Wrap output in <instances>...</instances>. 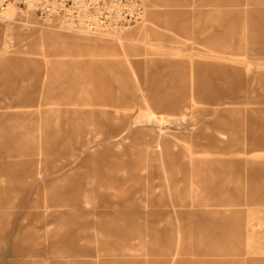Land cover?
I'll return each mask as SVG.
<instances>
[{"label":"rangeland","instance_id":"rangeland-1","mask_svg":"<svg viewBox=\"0 0 264 264\" xmlns=\"http://www.w3.org/2000/svg\"><path fill=\"white\" fill-rule=\"evenodd\" d=\"M140 1L0 19V264H264V0Z\"/></svg>","mask_w":264,"mask_h":264},{"label":"built area","instance_id":"built-area-1","mask_svg":"<svg viewBox=\"0 0 264 264\" xmlns=\"http://www.w3.org/2000/svg\"><path fill=\"white\" fill-rule=\"evenodd\" d=\"M10 4L39 18L61 16L87 32L120 29L144 17L140 0H0V19Z\"/></svg>","mask_w":264,"mask_h":264},{"label":"bare ground","instance_id":"bare-ground-1","mask_svg":"<svg viewBox=\"0 0 264 264\" xmlns=\"http://www.w3.org/2000/svg\"><path fill=\"white\" fill-rule=\"evenodd\" d=\"M10 7H14L15 8V6L13 4H10L8 8H10ZM150 116L153 119H159V118H157V114H155L154 112H151V111H150Z\"/></svg>","mask_w":264,"mask_h":264}]
</instances>
